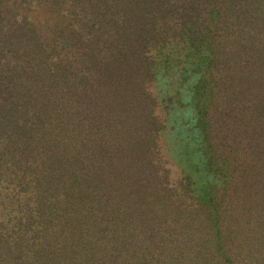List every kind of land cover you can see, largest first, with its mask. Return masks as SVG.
Here are the masks:
<instances>
[{
  "label": "trees",
  "instance_id": "16d2710c",
  "mask_svg": "<svg viewBox=\"0 0 264 264\" xmlns=\"http://www.w3.org/2000/svg\"><path fill=\"white\" fill-rule=\"evenodd\" d=\"M0 264H264V0H0Z\"/></svg>",
  "mask_w": 264,
  "mask_h": 264
}]
</instances>
